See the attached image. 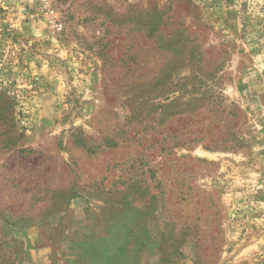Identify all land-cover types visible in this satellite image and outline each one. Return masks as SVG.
Listing matches in <instances>:
<instances>
[{"label": "rangeland", "instance_id": "374dc122", "mask_svg": "<svg viewBox=\"0 0 264 264\" xmlns=\"http://www.w3.org/2000/svg\"><path fill=\"white\" fill-rule=\"evenodd\" d=\"M0 264H264V0H0Z\"/></svg>", "mask_w": 264, "mask_h": 264}, {"label": "built area", "instance_id": "2783aa9c", "mask_svg": "<svg viewBox=\"0 0 264 264\" xmlns=\"http://www.w3.org/2000/svg\"><path fill=\"white\" fill-rule=\"evenodd\" d=\"M41 3L45 4L48 3L49 0H39Z\"/></svg>", "mask_w": 264, "mask_h": 264}]
</instances>
